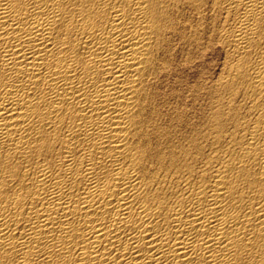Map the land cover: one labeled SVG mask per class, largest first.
<instances>
[{"label":"bare ground","instance_id":"1","mask_svg":"<svg viewBox=\"0 0 264 264\" xmlns=\"http://www.w3.org/2000/svg\"><path fill=\"white\" fill-rule=\"evenodd\" d=\"M0 264H264V0H0Z\"/></svg>","mask_w":264,"mask_h":264}]
</instances>
